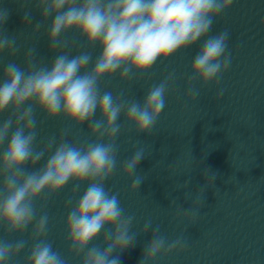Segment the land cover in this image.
I'll return each instance as SVG.
<instances>
[{"label": "clouds", "instance_id": "obj_1", "mask_svg": "<svg viewBox=\"0 0 264 264\" xmlns=\"http://www.w3.org/2000/svg\"><path fill=\"white\" fill-rule=\"evenodd\" d=\"M232 4L233 0H37L43 18L53 17L48 26L52 50L68 47L60 37L74 30L86 41V46L98 45L101 51L91 71H87L92 63L88 52L72 56L70 51L61 50L48 67L35 62L34 50L30 48L25 69L8 63L0 77V114L10 113L0 123V230L7 235L23 234L31 227L32 246L25 264H67L65 257L45 239L49 216L46 212L38 214L34 201L42 194L52 197L70 182L74 185L73 193L82 184L87 187L66 218L69 254L80 258V264H120V255L113 253H123L133 246L139 233L132 231L135 216L124 214L119 194L105 187L117 168L115 141L121 132L118 121L123 114L124 122L134 127L137 134H151L165 107L174 73L150 87L143 103L123 99L122 94L101 93L99 81L117 72L122 81L137 74L142 76L157 61L163 62L204 40L192 60L188 77L186 95L196 101L199 90L194 87L195 82L202 87L213 81L218 84L231 66L229 31L225 29L212 36L208 33L217 17ZM6 20L7 11L0 10V26ZM40 27L37 24L36 30ZM5 51L13 55L18 51L16 39L0 34V53ZM223 93L221 89L216 94L217 101ZM35 110L46 119L59 116L76 127L88 124L91 136L96 139L78 146L62 135L59 142L49 139L37 150ZM97 111L99 119L94 121ZM49 152L43 167L26 171V166L35 167ZM144 157L145 149L137 148L122 163V175L135 176L129 188L134 192L144 179L136 173ZM203 175L207 182L191 207L185 209L172 201L176 205L174 219H187L189 225L196 223L204 205L205 189L215 187L216 174L211 180L207 172ZM231 180L232 177L226 182ZM188 183L185 181L177 188H187ZM185 199H190L188 192ZM149 229L151 239L139 264H153L158 257L163 259L187 250L183 234L169 241L160 234L159 225L153 228L151 219L145 221L140 233ZM102 233L106 246L93 243ZM27 243L22 239L14 242L0 239V264H11Z\"/></svg>", "mask_w": 264, "mask_h": 264}]
</instances>
